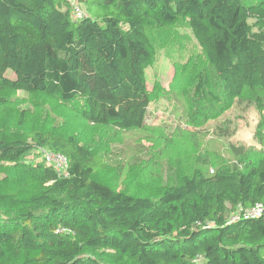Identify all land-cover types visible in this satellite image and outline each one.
I'll list each match as a JSON object with an SVG mask.
<instances>
[{"label": "trees", "instance_id": "1", "mask_svg": "<svg viewBox=\"0 0 264 264\" xmlns=\"http://www.w3.org/2000/svg\"><path fill=\"white\" fill-rule=\"evenodd\" d=\"M78 1L83 19L67 0H0V91L56 99L98 128L142 129L149 30L184 21L211 68L193 77L188 122L204 125L248 93L264 110V0ZM37 147L66 155L69 175L24 160ZM231 150L232 161L200 155L190 172L171 164L157 189L131 192L105 180L103 156L77 133L0 136V172L22 171L17 186L0 183V264H264V215H243L264 204V153Z\"/></svg>", "mask_w": 264, "mask_h": 264}, {"label": "rangeland", "instance_id": "2", "mask_svg": "<svg viewBox=\"0 0 264 264\" xmlns=\"http://www.w3.org/2000/svg\"><path fill=\"white\" fill-rule=\"evenodd\" d=\"M149 33L156 52L146 70L152 101L142 129L98 128L56 99L22 91H0V97L5 99V103L0 101V136L11 138L34 129L77 133L103 156L105 180L117 189L131 192L157 189L169 179L171 164L190 172L200 155H207L210 163L232 161L235 158L232 145L264 153V137L260 138L258 132L264 129V110L257 107L251 93L246 94L249 96L246 101L235 102L204 125L188 122L186 113L188 95L195 85L193 77L198 71L211 68L187 23L151 27ZM8 75L15 76L11 72ZM35 158L27 156L24 160L33 163L37 161ZM21 173L19 164H9L8 170L0 172V183L17 186L13 176ZM24 180L27 189L38 187L28 175Z\"/></svg>", "mask_w": 264, "mask_h": 264}, {"label": "built area", "instance_id": "3", "mask_svg": "<svg viewBox=\"0 0 264 264\" xmlns=\"http://www.w3.org/2000/svg\"><path fill=\"white\" fill-rule=\"evenodd\" d=\"M68 2L72 8L75 19H83L86 17V9H83V5L80 4L78 0H68ZM29 156L44 161L48 166L53 167L59 176L65 177L69 175V160L66 155L61 152H55L46 147H37L35 152L31 153ZM243 215L246 217L264 215V204L258 203L251 208L245 209ZM239 218V216H234L232 220H237ZM58 231H65V228H59Z\"/></svg>", "mask_w": 264, "mask_h": 264}]
</instances>
